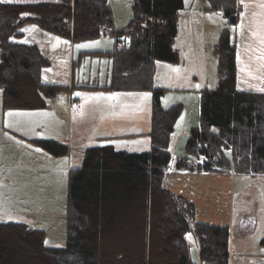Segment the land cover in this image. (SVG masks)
Masks as SVG:
<instances>
[{"label":"trees","instance_id":"obj_1","mask_svg":"<svg viewBox=\"0 0 264 264\" xmlns=\"http://www.w3.org/2000/svg\"><path fill=\"white\" fill-rule=\"evenodd\" d=\"M204 2L203 10L219 13L227 25L213 46L217 86L199 92L197 124L189 130L184 157L171 171L169 147L182 106L163 108L164 89L153 79L157 63H178L172 45L184 0H132V20L119 30L113 28L107 0H0L3 110L47 109L70 91L42 82L48 61L35 46L16 42L26 24L72 43L111 31L114 49L103 53L110 58L109 82L102 88L151 94L147 151L90 147L80 167L68 170L64 246H46L40 229L0 223V264H194L188 233L197 245L198 264H229L227 227L196 222L192 203L164 184L171 174L192 168L211 176L264 177V92L237 89L236 49L228 30L238 24L237 0ZM117 43L129 47L118 50ZM29 141L53 159L69 155L64 143Z\"/></svg>","mask_w":264,"mask_h":264},{"label":"rangeland","instance_id":"obj_2","mask_svg":"<svg viewBox=\"0 0 264 264\" xmlns=\"http://www.w3.org/2000/svg\"><path fill=\"white\" fill-rule=\"evenodd\" d=\"M3 1L18 4L44 0ZM184 3L190 14L186 17L187 14L179 13L178 33L172 45L178 54V63H157L153 79L154 86L166 88L160 100L163 108L177 104L182 106L169 147L171 171L175 169L176 161L184 157L189 130L197 124L199 92L203 88L214 90L217 86V58L213 46L222 29L227 28L219 13L203 11L204 0H184ZM108 5L113 28H125L132 20V0H108ZM228 30L237 44L236 49L241 48L242 44L235 36L236 29L228 27ZM114 43V36L110 35L72 43L74 79L83 84H105L109 78V59L106 54L95 52H110ZM244 52L239 56L241 69L237 89L262 92L264 72H248L259 68L264 70L262 62H257L263 56L256 55L261 49L256 46L248 53ZM249 83L252 85L248 86ZM70 91L77 95L82 92L79 88ZM66 97L69 96L62 94L56 103L43 110H3L0 90V223H22L29 228L40 229L44 232V244L52 248H61L65 244L67 168H79L84 150L92 146H112L127 153H140L149 149L150 142L145 133L150 114L147 102H150L151 94L142 92L117 96L114 103L117 114L113 113V116L123 117L128 112L127 118L130 119L120 124L121 129H115L120 134L126 133L118 137H106L107 133L102 135L103 129L99 134L98 126L103 119L95 118L100 109L97 104L93 105L97 110L95 114H90L87 107L77 113ZM130 121H137L134 131H128ZM29 139L64 143L69 155L53 159ZM63 169L60 178L54 176ZM193 170L187 175L193 173L194 177L181 178L179 183L184 187L181 188L180 184L170 186L186 195L189 193L187 190L198 191L188 200L197 206L196 222L227 227L228 250L233 252L229 253V264H264V177L208 176ZM200 192L205 197H199ZM197 199H200L199 203ZM186 241L191 262L198 264L197 245L191 234H186Z\"/></svg>","mask_w":264,"mask_h":264},{"label":"crops","instance_id":"obj_3","mask_svg":"<svg viewBox=\"0 0 264 264\" xmlns=\"http://www.w3.org/2000/svg\"><path fill=\"white\" fill-rule=\"evenodd\" d=\"M107 5H108V0H107ZM203 9H204V6H203ZM237 9H238V24L236 27L235 36H237L238 42L242 44L241 48L239 49H236L237 44H235V49H236L235 50V60H236L237 81H238L239 70L241 69L239 56L242 54V51H246L248 53L251 49H254L256 46H259V48L261 49V52L257 53L256 55H263V56H261L257 60V62L258 63L262 62L261 64L264 65V0H237ZM189 10H190L189 8L185 9L184 7V10L181 12V15H183L182 13H184V14H187L186 17H189V14H190ZM203 11L206 12V10H203ZM20 33H21V37L18 40H16V42L19 44H23V45L35 46L39 50L41 56L45 60L48 61V66L45 67L41 72V80L44 84L66 87L69 90H72L73 87H78L82 85L85 87H88V86L99 87L94 90L81 89L82 95L81 94L77 95V94H74L73 91H69V93L67 94L69 97H66L68 104L73 105L75 107L74 111L77 113H80V111H83L87 107V110L90 114H95L97 112V110H95V107L93 106L97 104V106H99L100 109L97 112L98 114L95 116V118L103 119L98 126L99 134H101L100 132L101 129H103L102 135H106L107 133L106 137H110L112 135H117L118 137V136L126 134V133L120 134L117 131H115V129L117 128L121 129L120 124L121 123L125 124L127 120H130L129 118H127L128 112H125L123 117L117 116V115L116 116L118 118L114 117L113 115L117 114V109H116L117 105H115L114 103L117 100V96L119 94H123L124 96L127 93L132 94L133 92L125 93V92H111V91L104 90L102 87H105L108 84L109 78L105 84H97V83H90V82L83 84V83L77 82L74 79L75 65L73 61L74 48L72 46V42L55 37L51 34H48L38 29L36 26L32 24H26L22 26L20 28ZM177 33H178V29H177ZM246 52H244V54H246ZM103 53H106V52H100V51L95 52V54H103ZM80 54H83V53L80 52ZM252 57H255V56H252ZM107 58L109 59V63H110L109 56H107ZM256 71L260 73L264 72V70H261L260 68L248 70V72H251V73H254ZM108 76H109V73H108ZM93 82H97V81L94 80ZM251 83H249L248 86H251L252 85ZM74 89H77V88H74ZM162 89L166 90V88H162ZM246 91L252 92L250 90H246ZM130 96L133 97L134 95H130ZM109 97H114V98L109 99ZM150 105H151V100L150 102L149 101L147 102V106L150 107ZM70 109H71V106H70ZM148 109L150 110V108ZM121 118H124V119H121ZM117 119L118 121H116ZM149 120H150V114H149V119H148V129L145 133L146 136H148V133H149ZM129 124L131 126L130 128H128V131L130 130L134 131L137 121H130ZM131 133H134V132H131ZM130 135L133 136V134H130ZM149 146H150V142H149L148 147ZM92 147H99V146H92ZM114 150L123 151V150H117L115 148ZM72 168H73L72 166L71 168H67L66 173L68 172L69 169H72ZM62 172H64V169L61 170L60 172H56L54 176H56L57 178H60L62 175ZM187 174H188L187 172H183V173L178 172V173L171 174L169 177L166 178L164 184L174 194L183 196L185 199L190 200L192 199L190 197L196 194L198 191H196L195 193L193 190L190 189L189 191L187 190V193L188 192L189 193L188 195H186L183 192L179 193L178 191L175 190L174 187L172 188L170 186V185L175 186V185L180 184L181 188L184 187L181 185V183H179L180 180H182L181 178H183L184 176L186 177L195 176L193 173H189L191 175H187ZM208 176H211V175H208ZM185 182H190V181L186 180ZM62 191H63V188H62ZM203 195H202V192H200L199 197H205ZM191 202L195 209V220H197L198 218V211H196L197 206L195 205V202H193L192 200ZM197 202L199 203L200 199H197ZM239 233L243 234L240 230H239ZM228 253L233 254V252L232 251L229 252V250H228Z\"/></svg>","mask_w":264,"mask_h":264},{"label":"built area","instance_id":"obj_4","mask_svg":"<svg viewBox=\"0 0 264 264\" xmlns=\"http://www.w3.org/2000/svg\"><path fill=\"white\" fill-rule=\"evenodd\" d=\"M129 46H128V44H122V43H117L116 45H115V48L116 49H118V50H121V49H125V48H128Z\"/></svg>","mask_w":264,"mask_h":264},{"label":"snow or ice","instance_id":"obj_5","mask_svg":"<svg viewBox=\"0 0 264 264\" xmlns=\"http://www.w3.org/2000/svg\"><path fill=\"white\" fill-rule=\"evenodd\" d=\"M79 47V46H78ZM79 95V94H78ZM145 96L147 95V94H144ZM112 98H114V97H109V99H112ZM9 115H12V113H9Z\"/></svg>","mask_w":264,"mask_h":264},{"label":"water","instance_id":"obj_6","mask_svg":"<svg viewBox=\"0 0 264 264\" xmlns=\"http://www.w3.org/2000/svg\"><path fill=\"white\" fill-rule=\"evenodd\" d=\"M110 34H111V31H108V32H107V35H110Z\"/></svg>","mask_w":264,"mask_h":264}]
</instances>
